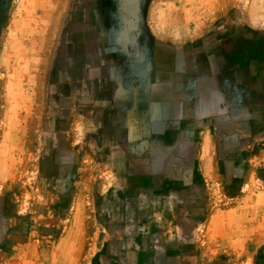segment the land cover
Returning <instances> with one entry per match:
<instances>
[{
	"label": "rangeland",
	"instance_id": "obj_1",
	"mask_svg": "<svg viewBox=\"0 0 264 264\" xmlns=\"http://www.w3.org/2000/svg\"><path fill=\"white\" fill-rule=\"evenodd\" d=\"M0 264H264V0H0Z\"/></svg>",
	"mask_w": 264,
	"mask_h": 264
}]
</instances>
